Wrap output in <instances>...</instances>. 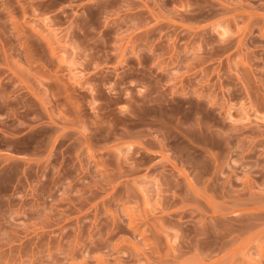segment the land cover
<instances>
[{"label":"rangeland","instance_id":"374dc122","mask_svg":"<svg viewBox=\"0 0 264 264\" xmlns=\"http://www.w3.org/2000/svg\"><path fill=\"white\" fill-rule=\"evenodd\" d=\"M0 264H264V0H0Z\"/></svg>","mask_w":264,"mask_h":264}]
</instances>
